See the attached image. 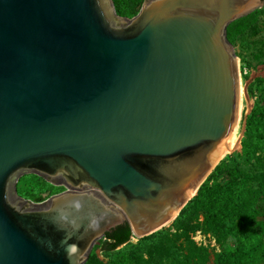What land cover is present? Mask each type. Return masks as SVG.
Masks as SVG:
<instances>
[{
  "label": "water",
  "instance_id": "95a60500",
  "mask_svg": "<svg viewBox=\"0 0 264 264\" xmlns=\"http://www.w3.org/2000/svg\"><path fill=\"white\" fill-rule=\"evenodd\" d=\"M263 2L0 0V264H84L125 221H174L236 126L228 26ZM25 173L66 190L26 199Z\"/></svg>",
  "mask_w": 264,
  "mask_h": 264
},
{
  "label": "trees",
  "instance_id": "16d2710c",
  "mask_svg": "<svg viewBox=\"0 0 264 264\" xmlns=\"http://www.w3.org/2000/svg\"><path fill=\"white\" fill-rule=\"evenodd\" d=\"M113 1L118 14L132 17L145 0ZM256 11L229 24L231 42L256 18ZM263 122L264 96H260L247 118V137L264 145L260 132ZM250 152L256 156V149ZM251 182H257L256 175L222 160L173 221L175 232L160 229L133 242L132 229L125 221L107 231L95 245L105 253L107 261L103 262L94 248L84 264H134L145 260V254L152 264H264V185ZM44 199L41 195L36 197L37 202ZM201 215L207 232L218 241L230 243L213 257L207 247L191 237L197 228L193 220Z\"/></svg>",
  "mask_w": 264,
  "mask_h": 264
},
{
  "label": "rangeland",
  "instance_id": "374dc122",
  "mask_svg": "<svg viewBox=\"0 0 264 264\" xmlns=\"http://www.w3.org/2000/svg\"><path fill=\"white\" fill-rule=\"evenodd\" d=\"M256 10V18L252 20L246 29L237 34L234 42H231L238 60L243 95L237 119L236 147H232L222 160H225L229 165L239 166L245 173L256 175L257 182H251L252 184L264 185V145L258 143L256 139L252 141L250 137H247V118L256 101L260 96H264V2ZM260 132L264 135V122L261 125ZM251 149H256V156L251 154ZM224 180L225 178H223ZM16 188L18 195L37 202L36 197L38 195L47 199L64 187L53 184L35 173H25L19 177ZM193 224L197 228L191 233V237L197 244L207 247L211 251L212 257L215 252L230 247L229 242L218 241L212 233L204 229L202 215L199 219H194ZM161 229H166L170 233L176 231L173 221ZM137 240L138 238L133 235L132 241L136 242ZM99 241L100 239L95 245L97 243L99 245ZM180 242L181 240H178V243ZM95 245L93 249L95 248L98 257L106 262L105 253L98 245ZM144 257L145 260L134 264H152V260L147 254Z\"/></svg>",
  "mask_w": 264,
  "mask_h": 264
},
{
  "label": "bare ground",
  "instance_id": "6f19581e",
  "mask_svg": "<svg viewBox=\"0 0 264 264\" xmlns=\"http://www.w3.org/2000/svg\"><path fill=\"white\" fill-rule=\"evenodd\" d=\"M242 85H241V81H240V102H239V108H240V103H241V98H242ZM238 113H239V110H238ZM237 119H238V117H237ZM237 129H238V125H237V121H236V126H235V128H234V132H233V134H232V136H231V138H230V140H229V147H228V149H227V151H226V153L229 151V150H231V148L232 147H234L235 146V140H236V137H237Z\"/></svg>",
  "mask_w": 264,
  "mask_h": 264
},
{
  "label": "flooded vegetation",
  "instance_id": "af4514ba",
  "mask_svg": "<svg viewBox=\"0 0 264 264\" xmlns=\"http://www.w3.org/2000/svg\"><path fill=\"white\" fill-rule=\"evenodd\" d=\"M58 185H60V186H63V187H64V188H63L62 190H60L59 192L66 190V187H65V185H63V184H58ZM57 193H58V192H57ZM55 194H56V193H55Z\"/></svg>",
  "mask_w": 264,
  "mask_h": 264
},
{
  "label": "built area",
  "instance_id": "2783aa9c",
  "mask_svg": "<svg viewBox=\"0 0 264 264\" xmlns=\"http://www.w3.org/2000/svg\"><path fill=\"white\" fill-rule=\"evenodd\" d=\"M45 200V199H44Z\"/></svg>",
  "mask_w": 264,
  "mask_h": 264
}]
</instances>
